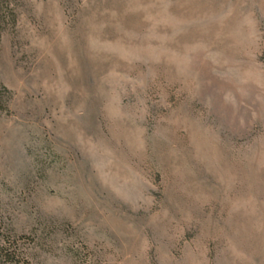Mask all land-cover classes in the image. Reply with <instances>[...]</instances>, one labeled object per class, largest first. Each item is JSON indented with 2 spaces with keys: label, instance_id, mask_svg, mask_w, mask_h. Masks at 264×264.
<instances>
[{
  "label": "rangeland",
  "instance_id": "obj_1",
  "mask_svg": "<svg viewBox=\"0 0 264 264\" xmlns=\"http://www.w3.org/2000/svg\"><path fill=\"white\" fill-rule=\"evenodd\" d=\"M5 1L1 223L31 263L264 264V0Z\"/></svg>",
  "mask_w": 264,
  "mask_h": 264
},
{
  "label": "trees",
  "instance_id": "obj_2",
  "mask_svg": "<svg viewBox=\"0 0 264 264\" xmlns=\"http://www.w3.org/2000/svg\"><path fill=\"white\" fill-rule=\"evenodd\" d=\"M5 3V0H0V28L9 23H14L11 10ZM1 206L0 199V264H32L29 251L19 245L15 239L16 236L9 227L2 225Z\"/></svg>",
  "mask_w": 264,
  "mask_h": 264
}]
</instances>
